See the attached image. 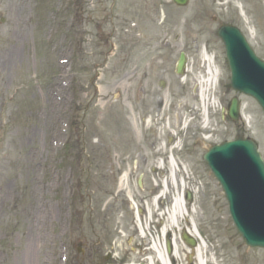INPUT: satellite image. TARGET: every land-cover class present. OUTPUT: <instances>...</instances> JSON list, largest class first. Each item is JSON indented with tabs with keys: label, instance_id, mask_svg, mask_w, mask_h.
Segmentation results:
<instances>
[{
	"label": "rangeland",
	"instance_id": "374dc122",
	"mask_svg": "<svg viewBox=\"0 0 264 264\" xmlns=\"http://www.w3.org/2000/svg\"><path fill=\"white\" fill-rule=\"evenodd\" d=\"M232 21L264 56V0H190L182 7L172 0H0V264H144L133 259L159 240L160 226L155 219L143 233L152 213L134 205L165 187L168 214L173 196L192 194L189 222L182 219L169 238L189 248L183 234L196 238L197 231L221 249L223 264L231 243L241 249L231 252L240 264L250 254L264 258V248L249 246L238 232L203 158L207 140L235 135L222 116L235 95L225 69L218 65L220 85L206 88L204 98L196 86L203 47L213 54L214 40L222 60L216 30ZM181 52L183 79L176 72ZM157 98L164 99L161 114L171 112L163 133L180 125L173 154L182 170L174 183L169 173L150 170L159 164L154 160L142 177L129 156L140 138L132 119L156 111ZM240 100V124L264 158V111L250 96ZM208 126L213 136L203 138ZM195 138L202 143L187 151ZM35 190L50 213L44 222L28 210Z\"/></svg>",
	"mask_w": 264,
	"mask_h": 264
},
{
	"label": "water",
	"instance_id": "95a60500",
	"mask_svg": "<svg viewBox=\"0 0 264 264\" xmlns=\"http://www.w3.org/2000/svg\"><path fill=\"white\" fill-rule=\"evenodd\" d=\"M174 1L185 5L189 0ZM220 35L228 51L240 45L237 41L243 42L249 51V71L245 77L234 73L233 84L254 96L264 109V62L254 55L236 28L223 26ZM238 114L239 101L233 99L230 115L236 119ZM206 160L225 191L239 231L248 244L264 247V159L257 143L243 138L225 142L213 147Z\"/></svg>",
	"mask_w": 264,
	"mask_h": 264
},
{
	"label": "bare ground",
	"instance_id": "6f19581e",
	"mask_svg": "<svg viewBox=\"0 0 264 264\" xmlns=\"http://www.w3.org/2000/svg\"><path fill=\"white\" fill-rule=\"evenodd\" d=\"M204 92H205L204 87L201 84L200 94L203 98L205 97ZM47 100L49 104L53 103L50 97H47ZM42 117L45 118L47 122L48 121L47 119L50 118L51 115L48 112H44ZM173 166H174V163H171V178L174 183L177 180L176 178L177 174L175 173V169ZM168 181L169 180L165 181V185L168 184ZM35 186H37V183H35ZM45 188L46 187H44V189ZM165 195H168L166 187L160 191L159 196H157L155 200L150 201V202L148 201L146 204L144 203L145 205L144 204L134 205V207H137L138 210L140 211H143L145 207L152 213L151 218L149 219V223H147L146 227L143 226L142 228L143 233H147L148 231H151L152 225L155 224L154 222L155 219H158L159 221L158 226L160 227L157 233L160 234V238L159 240L155 239L154 242L149 243L148 247L144 251L143 250L141 251L143 254L145 253V255H142L143 258L136 256L134 257L133 260L140 261V262L142 261L144 264H186L187 262H188L187 264H193L192 256L193 254H195L196 264H223L222 263L223 261L221 262L218 260V255H219V252H221V249L219 247H216V246L212 247L211 245H209V242L206 240V238L203 237V235L199 233H196L195 235H196V238L200 239V241H197L195 238L197 243L194 246H191V247L189 246V248H187L185 245L182 244V242L179 241V239L174 238V240L171 239L169 242L171 250L165 251V248L162 243V236L166 235L167 237H169L173 231L177 230L176 226L181 225V221L183 218H184L183 219L184 221L189 222V218L183 215L185 213V209L183 205L186 204V207H188V203L186 200H183L185 198L182 196V194L180 193L176 196L175 198L176 200H174V204L172 205V210H170L169 214L167 213V209L163 201V198ZM43 199L44 198L42 197V194H40V192H37L35 190L34 196H33L34 203L32 202L33 205L31 203L30 204L31 206L28 208L29 213L30 212L36 213V215L39 216V217L37 216L36 219L40 222H44L50 218L49 211H46V209L41 205V204L46 205L43 203ZM158 199L161 200L159 204L156 203V200ZM41 206L43 207V210H44L43 213H39ZM200 207H204V206L199 205V204H193L192 208L196 209ZM193 220L195 221V224L197 226L195 216L193 217ZM136 228L138 227L136 226ZM189 233L191 235V231H189ZM226 247H227V250H229L228 252L229 258H227L226 256V260L224 264H240L238 260H235L233 258L231 252L238 253L241 251V249H239L238 247L235 250L233 247V243H231V245L226 246ZM223 249H225L224 246H223ZM120 262L122 261L119 260L118 264H121ZM246 264H264V258L259 257L257 255L250 254L247 257Z\"/></svg>",
	"mask_w": 264,
	"mask_h": 264
},
{
	"label": "flooded vegetation",
	"instance_id": "af4514ba",
	"mask_svg": "<svg viewBox=\"0 0 264 264\" xmlns=\"http://www.w3.org/2000/svg\"><path fill=\"white\" fill-rule=\"evenodd\" d=\"M233 16H237V13H232ZM216 19V18H215ZM231 25H235L238 26L242 32L244 33V35L247 37L249 43L252 45L255 53L259 56L264 58V56L259 54V50L257 48V45L255 43H253V41H251L250 37L247 35L248 33L243 29V27L239 24V22L237 21H232L229 22ZM217 32V30H216ZM207 43V44H206ZM205 45H209V42H206ZM214 44L215 41L213 40V54H211V51H208L206 49V47H203L200 56L204 57V56H209L213 58V62L216 60L217 61V57L218 52L216 51V49L214 48ZM223 45V44H222ZM196 50L198 51V49L196 48ZM222 54H223V59H222V64L221 67L224 68L228 74V77L230 78L232 75V71H233V67L231 65V63L229 62V60L226 57V51H225V47H223L222 49ZM215 51V52H214ZM186 53V52H185ZM177 72V70H176ZM186 72V71H185ZM183 73L181 75H179L182 79L187 75L186 73ZM178 73V72H177ZM161 86L165 85V82L160 84ZM231 87V86H230ZM237 93V92H236ZM156 104H159V107H157V110L154 111L153 113L148 112V108H146L143 111H140L138 117L134 116V119H132V122L138 132V136L139 141H138V145L139 147L137 149H135L133 151V153H130L129 156L131 158V162L133 165V168L135 169V172H139L142 177H143V171L146 170V168L150 165L149 161L150 160H154L159 164H154L155 166L152 167V165L150 166V170L152 172L156 171L158 172L159 169L161 171V176H165L168 173H170V166H169V162L171 158H175L174 156V152H177L178 150L175 151V148H178L179 145L175 144V138L179 137L180 135V125H177L175 128H173V130L170 132H168V136L166 135V133H163L162 131V127L166 126L165 122H168L170 117H171V112H167L166 114H161L162 109L164 108V99L161 98H157L155 100ZM145 115H147V117H145ZM173 115V114H172ZM181 121V118H180ZM149 126V130L148 127ZM182 129H184L185 132H187V129L185 128L186 125H182ZM235 126V130H236V135H243V129L242 126L240 125V120L237 121L236 123H234ZM166 131V128H165ZM213 127H211L210 130H205V131H200V134L203 135L205 137H211L213 136ZM176 134H178V136H175ZM226 137H220L221 140H226ZM179 140V139H178ZM175 141V142H174ZM208 143H206V150L204 152V154L214 145L217 143V139L213 140V138L211 140H207ZM172 142H174V146H172ZM202 142H199L196 138L193 140L192 146H188L187 151L190 150V148H196L198 146H200ZM164 148L171 150L172 155H169V151L165 150ZM197 152V151H194ZM127 154H125L126 156ZM120 159V158H119ZM124 159V158H123ZM122 159V161H123ZM122 161L120 162V164L122 165ZM165 164L166 168L163 167V165ZM153 169V170H152ZM177 169L180 171V168L177 167ZM122 170V166H120V171ZM149 170V171H150ZM178 173V174H179ZM177 174V175H178ZM139 186L143 185L142 182V178H139L138 181Z\"/></svg>",
	"mask_w": 264,
	"mask_h": 264
}]
</instances>
